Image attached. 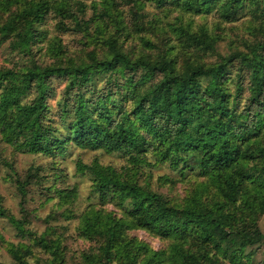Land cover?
I'll use <instances>...</instances> for the list:
<instances>
[{
    "label": "trees",
    "instance_id": "obj_1",
    "mask_svg": "<svg viewBox=\"0 0 264 264\" xmlns=\"http://www.w3.org/2000/svg\"><path fill=\"white\" fill-rule=\"evenodd\" d=\"M122 1L128 19L116 0H100L99 8L91 4L90 19H83L79 0H25L14 11L10 8L18 0H0V41L15 38L13 48L23 55L30 56L39 42L38 26L49 11L60 20L59 30L81 35L83 46L63 61L65 46L56 37L47 45L52 63L29 60L19 69L0 70V137L19 152L52 156L71 143L115 153L128 163L123 176L95 161L76 164L75 170L91 178L89 196L100 198L95 205L112 203L119 210L117 215L89 205L78 216V235L96 244L80 255L81 264H250L252 247L264 239L256 224L264 216V38L245 45L247 51L220 55V38L203 26L194 30L179 21L168 23L169 37L144 8L214 12L227 23L246 16L255 28L264 27V0ZM131 38L139 43L136 51L125 45ZM100 76L121 83V106L108 105L111 92L93 105L77 93L71 110V91L92 87ZM59 80L65 81L66 94L61 117L69 120L60 126L46 122L51 113L46 100ZM147 158L179 178H202L203 194L193 190L178 202L139 185L136 169ZM32 181L40 182L38 169L15 180L21 196ZM55 193L63 204L73 197L63 190ZM0 216L32 244L9 248L12 261L0 264H30L27 256L34 246L49 255L34 264L63 263L58 239L24 229L1 205ZM129 228L169 242L153 250L127 238Z\"/></svg>",
    "mask_w": 264,
    "mask_h": 264
},
{
    "label": "rangeland",
    "instance_id": "obj_2",
    "mask_svg": "<svg viewBox=\"0 0 264 264\" xmlns=\"http://www.w3.org/2000/svg\"><path fill=\"white\" fill-rule=\"evenodd\" d=\"M25 0H18L15 6L20 9ZM85 6L83 19L92 18L93 11L90 8L91 4H98L100 0H79ZM125 19H128L127 6L122 0H116ZM147 18L154 17L158 19V26L163 27L169 37H172L168 32L165 24H176L180 22L184 25H189L191 29H197L203 26L207 32L212 33L220 38L217 42V52L220 55H226L232 51H247L245 45L254 41L263 40L264 27L257 26L251 28V19L244 16L234 22H223L217 14L211 12L206 15H192L182 13L178 10H167L166 8H155L153 4H146L144 8ZM7 13L3 15L6 17ZM60 20L49 11L44 17L38 30L41 31L39 42L31 46V55H23L19 48H13L15 38H10L0 41V70L3 69H19L29 60L34 61L37 65H47L53 62L47 52V45L53 38L59 37L61 44L65 46L63 61L69 57H75L79 53L82 46L81 35L71 31H61L58 28ZM66 25L69 23L64 22ZM257 23L255 22L254 25ZM93 25L90 22L89 30L92 31ZM44 34V36L42 35ZM151 39L157 41L156 34L150 35ZM173 41V40H172ZM138 41L134 38L125 41L127 47H134L138 50ZM207 61L213 62L214 58ZM99 81L88 87L86 84L79 92L72 90L67 101L70 103L72 110L75 105L77 93L83 96V100L87 103L94 104L97 99H103L107 92L110 93V101L112 104L121 106L125 98V90L120 84H114L111 80L105 77H98ZM65 81H53L55 92L46 100L50 107L51 113L47 116L46 122L55 121L57 125L68 123L67 115L61 117V107L66 98L64 90ZM64 92V93H63ZM98 95V96H97ZM32 95H29L31 97ZM94 96V97H93ZM97 96V97H95ZM93 97V98H92ZM97 98V99H96ZM89 111L93 107H88ZM60 115V119H59ZM147 163H141L136 169L135 180L139 185H148L153 191L163 194L175 201H181L189 197L193 190L201 193L198 186L203 181L202 178H193L192 176L179 178L177 174H172L165 164H152V160L147 158ZM97 162L101 165H108L120 173L127 174L128 163L121 156L115 153H106L101 149H86L79 148L71 143H66L65 149L61 153H54L52 156L42 155L39 153H25L13 149L10 145L4 143L0 137V205L5 215L12 217L22 222L24 229L39 236L45 234L48 238L58 239L59 250L63 257L62 264H81L80 255L86 251L95 248V242L82 238L78 235L76 225L78 216L83 213L89 205H94L104 209L106 212L111 211L119 215V210L112 203H106L102 206L95 205L100 198H90L89 190L91 178L89 175L82 174L75 170L77 163L91 164ZM6 162V163H5ZM151 163V164H149ZM38 169L40 182H30L25 187L26 193L21 196L16 188L15 180L21 181L28 171ZM123 178V177H122ZM63 190L70 196V202H58L55 191ZM203 194V192H202ZM64 210L68 216L61 215ZM71 213V215H69ZM70 217V218H67ZM257 227L261 234L264 235V216L258 218ZM127 238L136 239L144 242L153 250H161L166 247L168 240H163L154 234L145 231L144 229H127ZM18 244L32 246L31 239L22 237L15 230L12 223L6 217L0 216V262L9 263L12 261L8 250L11 247H16ZM249 250V249H247ZM27 260L30 264L41 263L40 259L49 257L42 249L31 247ZM253 254L249 258L250 264H264V239L252 247ZM37 260H40L37 262ZM218 264H225L218 263Z\"/></svg>",
    "mask_w": 264,
    "mask_h": 264
}]
</instances>
